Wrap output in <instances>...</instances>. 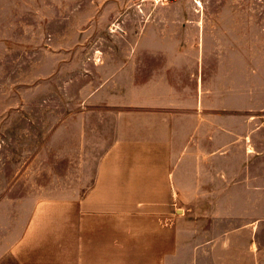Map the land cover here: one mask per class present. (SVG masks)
I'll return each instance as SVG.
<instances>
[{
  "label": "crops",
  "instance_id": "crops-1",
  "mask_svg": "<svg viewBox=\"0 0 264 264\" xmlns=\"http://www.w3.org/2000/svg\"><path fill=\"white\" fill-rule=\"evenodd\" d=\"M26 2L0 0L6 66L40 47V7ZM134 15L148 21L129 28L127 53L95 62L80 107L59 124L56 108L34 119L31 157L17 156L15 176L0 170V264H264V119L216 53L232 49L218 34L224 23L209 28L200 11ZM57 131L68 148L78 131L81 147L103 149L79 163L66 149L58 171Z\"/></svg>",
  "mask_w": 264,
  "mask_h": 264
},
{
  "label": "rangeland",
  "instance_id": "rangeland-1",
  "mask_svg": "<svg viewBox=\"0 0 264 264\" xmlns=\"http://www.w3.org/2000/svg\"><path fill=\"white\" fill-rule=\"evenodd\" d=\"M28 1V6H35V14L39 5L42 17L40 47L34 51L35 59H31L32 44L26 45V58L18 65L14 62L6 66L0 51V170L6 169L14 175L22 167L17 156L24 152L25 156L31 157L33 139L37 134L32 128L34 119H40L42 123L48 119V108H56L59 124L71 108L80 107L88 83L94 81L93 84H97L95 62H100L104 54L127 53V44L136 36L134 30L130 34L129 28L136 26L139 31L141 23L147 20L137 18L134 13L146 16L145 13L149 15L156 11H200L206 14L201 21L208 23L209 28L223 22L218 34L232 49L216 53L232 60L234 82H240L243 75L249 107L256 108L259 117L264 119V0H170L165 3L154 0H40L39 4L36 0ZM221 15L236 18H218ZM29 17H26V26L33 21L36 24V20ZM69 17L72 18L71 27ZM25 37L28 44L36 36ZM48 49L51 53L56 51L57 59V74L51 83L48 81ZM37 52L41 60L40 82L36 76ZM18 107H24V115L6 114L8 108ZM2 122H8L9 128L2 129ZM17 127L24 129L17 130ZM40 134L43 135V131ZM65 138L64 131H57L58 171H64L66 167V149L72 152L76 163L82 158L87 162L95 161L103 149L101 140L81 147L78 131H73L69 148L65 146ZM30 165L26 163L24 169Z\"/></svg>",
  "mask_w": 264,
  "mask_h": 264
},
{
  "label": "built area",
  "instance_id": "built-area-1",
  "mask_svg": "<svg viewBox=\"0 0 264 264\" xmlns=\"http://www.w3.org/2000/svg\"><path fill=\"white\" fill-rule=\"evenodd\" d=\"M156 3H165L167 1H170V0H154Z\"/></svg>",
  "mask_w": 264,
  "mask_h": 264
},
{
  "label": "bare ground",
  "instance_id": "bare-ground-1",
  "mask_svg": "<svg viewBox=\"0 0 264 264\" xmlns=\"http://www.w3.org/2000/svg\"><path fill=\"white\" fill-rule=\"evenodd\" d=\"M200 3V2H199Z\"/></svg>",
  "mask_w": 264,
  "mask_h": 264
}]
</instances>
